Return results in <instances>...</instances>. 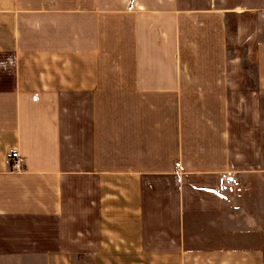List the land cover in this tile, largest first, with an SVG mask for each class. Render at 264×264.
I'll use <instances>...</instances> for the list:
<instances>
[{"label": "crops", "instance_id": "0c3cea01", "mask_svg": "<svg viewBox=\"0 0 264 264\" xmlns=\"http://www.w3.org/2000/svg\"><path fill=\"white\" fill-rule=\"evenodd\" d=\"M0 264H264V0H0Z\"/></svg>", "mask_w": 264, "mask_h": 264}, {"label": "rangeland", "instance_id": "374dc122", "mask_svg": "<svg viewBox=\"0 0 264 264\" xmlns=\"http://www.w3.org/2000/svg\"><path fill=\"white\" fill-rule=\"evenodd\" d=\"M229 1V0H228ZM239 1V0H236ZM256 1V0H255ZM256 3V2H255ZM235 26V19L229 18V32L228 35L232 36L234 33V27ZM228 48H230V43H227ZM255 66V61H254V57H248V63H247V67L249 68H254Z\"/></svg>", "mask_w": 264, "mask_h": 264}, {"label": "built area", "instance_id": "2783aa9c", "mask_svg": "<svg viewBox=\"0 0 264 264\" xmlns=\"http://www.w3.org/2000/svg\"><path fill=\"white\" fill-rule=\"evenodd\" d=\"M10 158L11 159H14L15 160V164L17 163V158H18V153L16 151H12L11 155H10ZM228 183L229 184H232L233 183V179L232 178H229L228 179Z\"/></svg>", "mask_w": 264, "mask_h": 264}]
</instances>
